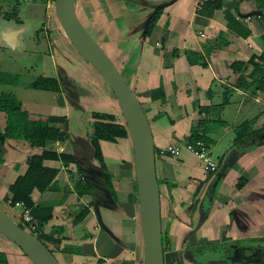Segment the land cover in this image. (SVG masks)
Masks as SVG:
<instances>
[{"label":"crops","instance_id":"1","mask_svg":"<svg viewBox=\"0 0 264 264\" xmlns=\"http://www.w3.org/2000/svg\"><path fill=\"white\" fill-rule=\"evenodd\" d=\"M203 1H75L78 17L84 22V19H86V29L102 47L106 48L105 50L110 55L109 57L111 59L113 58L112 61L115 63L122 77L138 98L140 97L143 100L142 106L151 124L155 148L158 149L171 143V141H175L183 136L185 137L186 134L189 135L191 129L196 127L199 121L202 120L199 115H203L202 118L209 121L206 124V136L211 139L213 137L212 133L215 130H218L222 136L227 135L237 126L236 122L238 120H240L238 124L244 121L242 117H245V120L250 119L257 114L258 109L264 108V102L259 95L253 96L252 94L246 93L237 88L236 85L237 79L242 74H246L252 70V65L249 64L247 67H242L236 71L231 67V64L236 61L247 62L252 55L255 56L254 62L262 65L259 61L260 59H264L261 58L264 57V6H261L257 0H223V8L214 11L210 17L199 14V9ZM166 5L168 6L165 7ZM158 6L161 8L165 7V9L160 13L150 35L147 37L141 36L143 22L151 13L153 15L155 7ZM225 9L229 10L240 23L249 29V36L244 38L228 30ZM38 10H41L39 6L35 11ZM241 13L244 16L238 19L237 15ZM255 13H259L260 16H257ZM247 15L251 16L244 18ZM33 30L32 27L15 28L7 26L3 28L1 26L0 52L3 54L7 49H10V51L21 49L23 53L27 52L29 57H40L41 70L37 77L52 76L49 73L53 71V76L57 78L60 85L61 81L58 70L62 69V75L66 76L72 84H77L76 82H82L84 84L87 82L86 79H90L95 83V87H104L103 83H101L102 78L98 73L71 47V49H68V55L71 60H68L62 55L64 49L67 48L66 46L63 45L60 50L58 45L54 47L53 40H50L51 37L46 32L40 31L39 33H34ZM199 32L202 36H199ZM60 37V41L65 39L63 36ZM40 45L42 46L41 48L39 47ZM194 52L201 56V63L193 59ZM26 62L28 63L21 62L24 63L22 72H29L35 65V63ZM19 67L14 68L13 63L6 62L0 65V72L17 74ZM49 68H51L50 71ZM78 69L81 72H85L84 77L81 79L78 77L80 75ZM34 80H30L25 85L20 84L18 82L19 79L16 84H0L3 89L0 92V96L3 94H12L20 103L21 110L25 111L30 119H41L45 122L47 117H65L68 121L69 137L65 142L57 141L47 143L45 148L34 147L31 145L29 139L20 137L21 134H18L19 129H16L13 133L14 137L7 138L4 143L0 144V200L4 199L8 193L9 186L14 182L16 177L25 173L27 169L26 159L30 155L40 153L43 149L54 151L58 154L62 152L72 155L75 158V163L68 166L61 160H45L44 165L57 169V174L47 190L40 192L35 189L31 193V198L35 206L51 208L52 217L43 224L44 232L51 234V237H49L53 240H61L60 243L47 241L46 246L55 256L58 255V258H56L60 264H114L120 255L121 251L119 250H123L124 247H121L118 240L115 241V239L101 228L94 205L90 204L92 200L95 203L103 195L94 194V196L96 195L95 198H97L94 200V196H79L76 190H74L77 178L84 175L82 169L85 171L97 169V165H100L95 155L92 159L87 157L79 144L83 141L91 144V138L93 136V118L91 117L92 114L89 115L91 105L82 104V99L85 100L88 98L89 100H93V97H91L92 94H97L96 96H98L100 92L95 87L91 89L86 87L87 89L84 88L83 92L82 88H79L80 90L78 88L77 90L75 89L78 96L75 95L77 97L76 103L78 107H74L68 103L66 92L63 88L56 93L50 92V99H44V97L48 98L49 91L32 89L30 85ZM154 89H159L161 93H164L165 101H162L161 98L156 100L151 99L150 93ZM31 90L33 91L34 99L30 100L33 103L29 106L27 105L25 96L22 97L21 95L26 94V92L31 93ZM104 93L106 103L111 104L112 107V104L115 102L112 94L106 90ZM235 104L236 107H234ZM214 107H224L223 112H225L226 118L230 108L233 113L230 117L231 123L224 122L222 124L223 121L220 117L218 118L217 115H212L213 110L216 109ZM113 108H115L114 104ZM157 114H160V116L155 118ZM7 121V113L0 110V132L5 130ZM54 126L60 127V124H55ZM222 126L224 127L223 131L220 130ZM125 141L127 143L126 153L122 152L120 156L121 160L118 159L119 155L113 158L114 156H111L113 153H110L111 155L108 157L106 149L119 151L116 146L119 142L125 145ZM99 144L107 170L112 177L111 182L113 190L116 192H114V195L116 196L115 201L117 203V209L115 210L100 207L101 217L104 224L113 234L114 231L123 234L126 233L125 224H128L129 221L130 229L132 225H135V222L131 218H136V202L131 200V196L135 195L133 193V168L131 165L132 162H130L131 145L128 138H118L116 142L100 141ZM236 146H233V149ZM230 150L232 149H228V153ZM231 152L234 153L235 151L232 150ZM182 155L181 158L178 157L179 159L169 157L159 158L158 156L156 158L158 178H166H160L159 171L172 175V179L178 178V171L174 172L175 170L171 160L182 161L184 168L188 169H191L193 166L191 165L192 162H190L193 158L198 160L195 156L188 153H183ZM76 159L79 161L83 160L85 164L78 166ZM108 159H112L114 161L113 164L107 161ZM246 166L248 165L245 163L243 168ZM238 168L242 169V167ZM232 169H229L226 174L229 172L235 173L243 171V169L237 171ZM131 174L132 176H130ZM221 182L218 191L224 193L227 190L222 188L223 183L232 184L226 178H222ZM123 185L126 186V195L118 198V194H121ZM95 188L98 190L97 187ZM230 191L229 198H223L226 199L223 201V205L222 203H215V200L220 198L218 192L217 198H215L212 205L208 208V216L205 220L208 221L207 228L201 227L199 232L194 231L189 235L188 233L193 229V226L188 227L189 229L191 228L188 232L187 230L181 231L180 238H183L186 234V241L185 243L183 241L180 242L176 249L177 252L180 253L184 245L190 247L198 246L201 242L204 243L203 237H207L210 241H213L212 239L219 240L223 228L226 229L225 235H229L233 239L237 237L236 233L242 235L241 221H246L245 219L248 217L246 212L248 211H254V218L251 221H258V212H255L252 204L255 206L257 205L254 203L255 201L264 199L262 197L260 200L258 198L254 199L250 191L244 192L240 190L243 194L237 199V203H234V196L238 190L232 187ZM203 193H206V188ZM163 195L161 196L160 194L162 222ZM227 195H229V192ZM248 195L250 198L247 197ZM125 198L126 201L124 202L123 200ZM168 199L169 205L174 209L175 214L178 215V210L185 202L190 201L192 197L185 199L183 196H179L177 199L175 194L172 196V202L170 198ZM229 204H232V208H237L234 214H232V208L230 212L220 211L222 206L226 209ZM84 209L88 212L83 220L75 223V218ZM107 218H110V220L107 221ZM191 220L188 218L186 221L190 222ZM177 221L180 220L178 219ZM213 221H226L220 225L218 236L216 237H212L210 233L211 225L215 223ZM232 221H235L239 228L237 225H232ZM35 224L38 227L36 222ZM38 232L40 233V231ZM64 246L72 248L80 247L81 252L78 255L63 253L61 249ZM9 248L13 250L11 247ZM137 248L138 240L133 251L134 257L127 253L126 255L124 254L125 260H137ZM13 252L9 251L8 258L13 260L14 264L15 262L31 264L22 255L20 257L15 250ZM170 252L174 251L170 250ZM129 253L132 252L129 251ZM191 261L186 264H201L199 262L195 263L196 261L193 262L194 260ZM134 264L139 263L134 261Z\"/></svg>","mask_w":264,"mask_h":264},{"label":"rangeland","instance_id":"2","mask_svg":"<svg viewBox=\"0 0 264 264\" xmlns=\"http://www.w3.org/2000/svg\"><path fill=\"white\" fill-rule=\"evenodd\" d=\"M52 2H53L52 0H47L46 3L41 2V0H0V27L1 26L3 28H5L7 26L8 27H15V28L32 27V29H34L33 30L34 33H37V32L39 33L40 31H44L47 33V35L49 37H51L50 40L51 41L53 40L54 47H56L58 45L60 47V50H61V47L63 45L67 47L66 49H64V52L62 55L66 59L71 60L69 55H68V52H69L68 49H71L70 48L71 46H69L68 41L66 39H62L61 41L59 40L60 35L58 33L59 30H58L57 25L55 23V17H54L53 9H52L53 8ZM104 4H105V2H104ZM38 6L40 7L41 10L35 11V9ZM167 6L168 5H166L165 7H167ZM165 7L162 8L161 13L165 9ZM243 16L244 15H242V13L237 15L238 19L243 18ZM246 17L247 16H245L244 18H246ZM248 17H250V16H248ZM84 20L86 22V19H84ZM85 22L82 20V23L87 28V25L85 24ZM32 35H33V32H32ZM60 39H61V37H60ZM59 41H60V43L61 42L62 43L60 44ZM39 47L41 48L42 46L40 45ZM103 48H104V50L106 49L105 47H103ZM39 53H41V52H39ZM107 54H108V52H107ZM14 60L17 62H15ZM22 61H24L25 64L28 63L26 61H29L31 63H35V65L29 72L28 71L22 72L23 64H24V63H21ZM48 61L51 64V61L49 58H48ZM6 62L13 63L14 68L19 67V64L21 65L17 71V74H14V75H18V77H19L18 82L20 84H24V85L26 83H28L30 80L36 79L37 75L40 73V70H41V58L38 56L29 57L27 52L23 53V51L21 49H17L15 51H10V49H7L5 52H3V54L0 52V65L4 64ZM259 62H261L262 66L264 67V59H260ZM50 70H51V68H49V71ZM60 70L62 71V69H60ZM78 71L80 73V75L78 77L81 79L82 77H84L85 72H81L80 69H78ZM21 72H22V74H21ZM49 74H52V76H53L54 72L52 71V73H49ZM1 75H4V74H0V76ZM123 76H125V75L123 74ZM63 77H64V75H63ZM86 81L87 82L84 84L82 82H76L77 84H73V85H75L76 90H77V88H78V90H80L79 88H82V92H83L84 88L87 89L86 87H88V89H91V88H94L96 86L95 83L92 82V80L86 79ZM101 81H102L101 83H103V85H104L103 88H105V89H103L100 86L95 87V89L97 91H99L100 94L98 96H96L97 94L96 95L92 94L91 97H93V100L92 99L89 100L88 98H86L85 100L82 99V101H83L82 104H87L88 106L91 105V110L89 109L90 110L89 115L92 114L94 110H96L94 112L99 111L101 113H106V114L114 113L116 118L120 122H124L121 111L117 107L118 106L117 102H114L115 99L113 98L114 99L113 104H114L115 108H113V104L111 107V104L106 103L104 92L106 90V91H108V93H110V91H109V87H108L107 83L103 79ZM100 85H102V84H100ZM77 86H80V87H77ZM1 87L2 86H0V92L3 90ZM32 89H34V88H32ZM32 93H33V91L31 90V93L26 92V94L21 95L22 97L25 96V98L27 99L26 100L27 105H29V106H31V104L33 103V101H30V100L34 99V95ZM48 93H49L48 98L44 97V99H50L51 93L50 92H48ZM103 93H104V95H103ZM44 95H46V94H44ZM86 100H88V101H86ZM140 100H141V98H140ZM141 101H143V100H141ZM87 102H90V103H87ZM234 107H236V104L234 105ZM214 108H216V109L213 110L212 115H217L218 118L220 117L223 121L222 124H224V122L231 123L230 117L232 116L233 113H232V110H230V108H229V112L227 113V118L225 116V112H223L224 107L223 108L222 107H214ZM261 110H263V109H258V112L256 115H258ZM199 117L201 119H203L202 118L203 115H199ZM242 118H244L243 120H245V117H242ZM239 122H240V120H238L236 122V125H238ZM263 125H264V115H261L258 117L257 121L254 124H252V126L250 127L249 131L252 134L249 137V139H247V137L245 136V137L239 139V141H237V142H235V139L237 137L236 136V133H237L236 128H233L231 133H229L227 135H223V136L221 133H219L218 130H215L212 133L213 137L211 138V140L214 142L213 143L214 147L212 144H209L208 146L211 148V150L213 149L212 158L217 162V167H218L217 172L219 171V169L221 167L219 163L223 162L224 160H225L224 163H226V160L230 158L232 150H234L235 152L232 153L234 155V158H233V161L231 162V166L229 169L233 168L232 170H234V171L243 169L242 172L241 171H238L235 173L229 172L228 174L224 175L223 179L226 178V180L231 182L230 184H232V185L223 183L222 188L224 190H227L224 193L218 191L220 188L218 186L219 188L217 189L215 198H217L218 192H219V196L221 199L229 198L230 193H231L230 189L232 187H235V189L238 191L236 192V194L234 196V203H237V199L240 198L241 197L240 195L243 194V192H241L240 190H243L244 192L250 191L251 194L253 195L254 199L258 198V200H260L261 197L264 199V192H262V191H264V140H262V142H260L259 140H261V136L263 134L259 135L258 132H254V130L255 131L256 130L259 131V129H260V131L264 130ZM220 130L223 131L224 127L223 126L220 127ZM186 135H188V134H186ZM244 141H246V142H244ZM125 143H126V141H125ZM171 143H173V141H171ZM169 144L165 145L164 147H167ZM126 145H127V143L125 145H123V144H121V142H119L118 145L116 146L119 151H117V150L112 151V150L106 149V154L108 155V157H110V155H111L110 153H113V155H111V156H114L113 158H115L119 155L118 159L121 160L120 156L122 155V152L126 153V151H125ZM233 146H236V147L233 149ZM230 148L232 149V150H230L231 153L230 152L228 153V149H230ZM252 149H254V150L250 151ZM182 156H180V158ZM163 157H165V156H161V158H163ZM173 159H177V158H173ZM197 159L198 160L193 158L190 161V162H192L191 165H193L191 167V169L184 168V166H183L184 163H182V161H180V160H171L172 161L171 163L174 166V170H175L174 172L178 171V178H176V179H172L171 178L172 175L168 174L167 172L162 173L161 171H159V177L160 178L168 177L170 179L169 182L173 181L172 184H174V186L170 189L169 195H167V193H164L163 205H162V208H163V211H162V214H163L162 233L164 235L165 232H167V234L170 238V243L172 245L171 250L174 252H177L176 249L179 246L181 241H183L184 243L186 241L185 240L186 234L184 235L183 238H180L181 231L187 230V232H188L191 229V228L189 229L188 227L193 226L192 227L193 229L191 230L193 233L194 231L199 232L201 227L202 228L208 227L207 226L208 221H203V222H201L200 225H198L199 224L198 221H200L202 211L205 210L204 209L205 207H208V201L207 200L205 201V199L203 200V198L205 197V194H206V193L204 194L203 192H204V189L206 188L207 184H205L203 187H201L200 191L197 193H196V188H197L196 186H197L198 182H201L202 180H204L207 177L209 172L207 171L206 166L199 160V158H197ZM107 161H109L111 164H113V162H114L112 159H108ZM243 161H244V163H243ZM130 162H132V152L130 155ZM245 163L248 166L243 168L245 166ZM82 164H85V162L83 160H80L78 163V166H80V165L83 166ZM99 167H100V165H97V168H99ZM238 167H242V169H239ZM229 169H228V171H229ZM216 173H213V177L215 176ZM130 176H132V174ZM242 177L244 178V184L242 185L243 187L241 186L240 189H237L236 186L239 183V179ZM80 179H86V177L84 175L80 176L77 178L76 182H79ZM181 180H184V181H181ZM86 181L90 185H93L91 182H89V180H86ZM95 182L97 185H99L100 181L98 178H95ZM80 183H83V182L80 181ZM133 185H134V187H133L134 192L133 193H136L134 180H133ZM111 190H112V188H111ZM121 190H122L121 194L120 195L118 194V198H121L122 196L126 195L127 191H126L125 185H123ZM163 190L165 192V189H163ZM90 191L95 193L96 195L102 194V192L99 189L97 190L96 188L95 189L90 188ZM112 192L114 193L115 191L112 190ZM228 192H229V195L226 196V194ZM180 193H182V194H180ZM175 194L177 196V199L179 196H183V198H185V199H187L188 197H192V199L190 201L185 202L183 204V206L178 210V212H179L178 215L175 214L176 212H174V209L169 205V199H168L169 196L172 197ZM258 196H260V197H258ZM247 197L250 198L249 195ZM115 198H116V196H115ZM131 198L134 199V195H132ZM215 198H213V201L215 200ZM220 198H217L215 200V203L218 202L220 204L222 203V205H223L224 204L223 201H225L226 199L221 200ZM220 200H221V202H220ZM2 201H4V199L0 200V204H3ZM123 201L125 202L126 198ZM254 203L257 204L255 206L252 204V206L255 208V212H258V221H255V220L251 221L254 218V211L246 212V215L248 216L245 219L246 221H241L243 233H241L242 235L236 233L237 237H235V241L239 240L240 237H241V239L237 242L230 240L233 238L230 237L229 235H225L226 229L223 228V232H221V234L219 236V240L215 241V242H217V244H213V245L208 246L207 247L208 249L204 250L203 254L207 255L208 257H212V256L214 257V255H215L216 256L215 258L219 259V258L225 257L226 256L225 254L228 252L231 254V257H232L235 253L234 246L249 245L252 247H258V248L264 249V242L258 241L259 238L264 237V200L255 201ZM93 205L95 206V203ZM231 205L232 204H229L226 209H224V206H222L220 211L230 212V209L233 207ZM5 208L7 209V211L12 216V212L6 206H5ZM231 211H232V214H234L235 211H237V208L234 207L231 209ZM136 212H137V208H136ZM124 216H122V217L125 218ZM118 218H121V217H118ZM126 218H128V217L126 216ZM175 218H176V221H175ZM188 218H190L192 220L190 222L186 221ZM131 219L135 222V225L134 226L132 225V227L129 229V221H128V224L127 223L125 224V232L126 233H123V234L122 233H116L113 230L114 234L116 235V237H118V240L121 242L120 243L118 241L121 244V247L122 246L124 248L126 247L129 251L132 252V253H129V251L127 249H124V248H123V250L122 249L119 250V251H121L120 255L117 257V260H115L116 263H114V264H121L122 259L124 258V256L127 253L132 255V257H134L133 251H134L136 243H137V237H138L137 233H139V230H138L137 218H134V219L131 218ZM131 219H129V220L131 221ZM178 219L180 221H177ZM184 219H186V220L183 221ZM109 220H110V218H107V221H109ZM213 222H215V223L211 225L210 233H211L212 237H216V236H218V230L220 229V225L226 221H213ZM18 223L20 225H22L20 222H18ZM233 224L234 223L232 222V225ZM237 226H238V224H237ZM238 228H239V226H238ZM173 234H175L176 236ZM203 238H204L205 242L210 241L207 239V237H203ZM210 239H212V238H210ZM212 240H214V239H212ZM225 241H227L228 243H226ZM210 242H214V241H210ZM186 246H188V245H186ZM9 247H11V249L15 250L20 257H22L21 255H24L22 253V251L15 244L11 243L10 241H8L7 239L3 238L0 235V249L5 251L6 254H9V251L13 252V250H10ZM180 252H182L183 254L176 253V256L178 258L177 263L178 264H186L188 259L186 258V256H184L185 252L182 250ZM172 256H174V255L165 253V255H164L165 264H174L173 263L174 261L171 259ZM23 258L25 260H27V258L25 256H23ZM223 259L225 260L224 262H230V259H228V258H223ZM11 262L14 263L13 260H11ZM210 263H212V262H210ZM15 264H20V263L15 262ZM213 264H218V263L215 262Z\"/></svg>","mask_w":264,"mask_h":264},{"label":"trees","instance_id":"3","mask_svg":"<svg viewBox=\"0 0 264 264\" xmlns=\"http://www.w3.org/2000/svg\"><path fill=\"white\" fill-rule=\"evenodd\" d=\"M47 0H41V2L46 3ZM53 1V0H52ZM261 6H264V0H257ZM223 8V0H204L202 2V5L199 9V14H203L206 16H212L213 12L216 10H220ZM162 8L160 6L155 7L153 11V15L151 16V19L149 21V24L145 30L144 37H147L150 35V32L152 31L153 27L155 26ZM225 18L227 20V28L233 33H236L238 35H241L242 37H247L250 35L249 29H247L240 21H238L234 15H232L229 10L225 9ZM264 58V57H261ZM193 59L195 61L201 63V56L194 52ZM255 56L252 55V57L247 62H241L236 61L231 64V67L233 70L241 69L242 67H247L249 64L252 65V70L246 74H242L236 81L237 88L243 90L246 93L252 94L253 96L259 95L262 98V101L264 102V67L260 63L254 62ZM203 64V63H202ZM238 67V68H237ZM4 74L0 76V84H16L18 80V75H14L11 73H1ZM34 89H41V90H47L52 93H56L61 91V88H63L56 77L54 76H39L37 77L32 84L30 85ZM110 93L112 94L113 98L115 99L111 89L109 88ZM66 92V91H65ZM151 99L156 100L158 98H161L162 101H165L164 99V93H161L159 89H154L150 93ZM138 97V96H137ZM140 100V99H139ZM116 102V99H115ZM141 104L142 101L140 100ZM118 105V104H117ZM119 107V106H118ZM0 110L4 111L8 115V121L6 128L3 132H0V144L4 143L7 138L14 137L13 133L16 129L18 130V134H21L20 137L27 138L30 140V143L34 147H41L45 148L47 143L50 142H65L67 141L69 134H68V121L65 117L57 118V117H47L46 121H42L41 119H30L29 115L21 110L20 103L14 98L12 94H3L0 96ZM264 115V108L259 112L258 115L253 116L250 119H246L242 121L240 124H238L236 128V139L235 142L239 141V139L243 137H249L251 136V132L249 131L252 124H254L258 117ZM160 114H157L155 118H158ZM91 117L93 118L92 123V130H93V137L91 138V145L94 148V155L95 158L98 160L100 164V169L102 170V182L106 188H108L111 192V195L114 199V193L112 192V182H111V176L107 170L106 164L103 159L102 150L100 148V141H107V142H116L118 138H128L126 126L124 122L118 121L116 116L114 114H106L101 112H93ZM13 121V122H12ZM207 119H202L199 121V124L196 125V127L192 128L189 135H186V139H188L190 142H196L197 140H202L207 145L213 144V141L206 136L207 130H206V124ZM55 124H60V127L54 126ZM264 129V125H263ZM254 132H258L260 134H264V130L259 129L254 130ZM262 142V139L259 140ZM246 142V141H244ZM158 148H156L157 153ZM165 157L172 158V156L167 155ZM163 157V158H165ZM158 158V155H157ZM161 158V157H159ZM61 160L66 166L70 164L75 163V158L66 153H56L54 151H50L47 149H43L40 153L32 154L26 159L27 169L24 174L19 175L16 177L14 182L9 186L8 193L5 195L4 200L11 199L12 201H23L27 206L32 207L31 214L35 219V222L38 224V229L40 233L37 235L39 240H41L45 245H47V241H53L60 243L61 240H53L50 238L51 234H46L43 229V224L49 221L52 217L51 214V208L49 207H40L35 206L33 203V200L31 198V193L33 190L37 189L40 192H43L47 190L51 183L53 182V179L55 178L57 174V169L47 167L44 165L45 160ZM133 166V162L131 164ZM133 168V167H132ZM213 173L209 172L207 177L198 183L196 186V193L200 191V188L203 187L205 184H210L213 181ZM169 178H158V183L160 187V194H164L167 192V195L170 193V189L174 186L172 182H169ZM83 182V183H80ZM218 183L215 194L213 195V198L216 196V192L218 189L219 184ZM244 184V178L239 179V183L236 186L237 189H240L241 186ZM82 185V186H81ZM207 187V186H206ZM243 187V186H242ZM90 188L94 189L92 185L87 183L86 179H80L79 182H76L74 185V190H76L77 194L79 196L84 195H91L94 196L95 193L90 191ZM112 188V190H111ZM165 189V192L164 190ZM136 190V185H135ZM210 188L208 187L206 191L205 201H208V207H205V210H208V208L212 205L213 199L209 200L207 194L209 193ZM96 196V195H95ZM94 196V198H95ZM170 201L172 202V197L169 196ZM95 198L94 200H96ZM136 193L134 195V199L131 198V200L137 202ZM91 205L94 204V201L92 200ZM88 211L83 210L74 220V222L78 223L83 220L84 216L86 215ZM189 213V212H188ZM137 217V212H136ZM138 221V220H137ZM138 248H137V260L134 259L133 261H127L125 258L122 259L121 264H134V261H137L139 264H143L142 261V242H141V233L139 229V223H138ZM50 236V237H49ZM118 238V237H117ZM118 240V239H117ZM45 241V242H44ZM119 241V240H118ZM239 240H236L237 242ZM259 242H264V237H261L258 239ZM120 242V241H119ZM215 242V241H214ZM206 242L204 245L202 242L198 246H188V249L185 250L186 254L187 252H191V255H188L189 257L192 256V259L189 257H186L188 260L187 262H192L191 260H194L195 263H201V264H207L211 257H208L207 255L203 254V251L208 249L207 247L213 244H217V242ZM121 243V242H120ZM163 246H164V252L166 254H173L172 260L174 261V264L177 263V256L176 253L179 252H170L172 249V245L170 243V238L165 232L163 235ZM183 246V245H182ZM126 248V247H125ZM182 251H184V247L181 248ZM194 250H199L200 253H195ZM235 253L231 257L230 262L227 263H234V264H264V262H260L259 260L264 257V249L258 248V247H252L249 245H240V246H234ZM51 251V250H50ZM63 253H72V254H80L81 250L80 247H69L64 246V248L61 249ZM52 252V251H51ZM245 252H252L256 253L253 256H256L257 258L252 259H246L244 257ZM53 253V252H52ZM54 254V253H53ZM180 254H183L180 252ZM239 254V255H238ZM238 255V256H237ZM25 256V255H22ZM26 257V256H25ZM27 258V257H26ZM234 258V260H233ZM29 261V259L27 258ZM29 263H31L29 261ZM0 264H14L11 262L10 258H8V254H6L5 251L0 249Z\"/></svg>","mask_w":264,"mask_h":264},{"label":"water","instance_id":"4","mask_svg":"<svg viewBox=\"0 0 264 264\" xmlns=\"http://www.w3.org/2000/svg\"><path fill=\"white\" fill-rule=\"evenodd\" d=\"M75 1L53 0L52 9L55 23L59 30L58 33L68 41L71 48L107 83L116 99L131 145L133 176L137 197L136 218L141 233L142 261L143 264H165L161 196L156 169V148L150 121L139 98L122 77L112 59L81 22L76 13ZM255 14L260 16L259 13ZM151 16L152 13L143 22L141 36H144ZM62 74V71L59 69L58 75L61 86L66 91L67 101L71 106L78 107L76 103L77 92L70 80L66 76L63 77ZM261 139L264 140V134L261 136ZM79 144L87 157L92 159L94 157L92 145L89 142L87 144L85 141ZM233 158L234 155L231 153L226 163H224L225 160L219 163L221 167L208 186L210 188L207 194L209 200L213 199L217 185L230 168ZM76 161L78 164L79 160L76 159ZM82 171L86 180H89L93 184V187H97L102 192V198L97 199L94 206L97 219L101 228L117 241L118 238L104 224L100 213V207L110 210L117 209L115 199L112 197L110 190L102 182V170L99 167L86 171L82 169ZM95 178L99 179V185L96 184ZM205 219V211H202L198 225ZM191 233L192 231L189 234ZM0 235L15 244L29 259L31 264H60L56 256L36 235L26 227L20 226L10 217L2 204H0ZM254 254L256 253L245 252L244 257L246 259H250L251 257L252 259L253 257L257 258L253 256ZM259 261L264 262V257Z\"/></svg>","mask_w":264,"mask_h":264},{"label":"built area","instance_id":"5","mask_svg":"<svg viewBox=\"0 0 264 264\" xmlns=\"http://www.w3.org/2000/svg\"><path fill=\"white\" fill-rule=\"evenodd\" d=\"M183 153H188L199 158V160L206 166L208 172H217V162L212 158V150L202 140H197L193 143L183 136L173 141V143H170L167 147H161L158 149L156 155L159 157L170 155L178 158L182 156ZM5 205L12 212L14 218L24 227L32 233H39L38 227L31 214V208L23 201H12L9 199L5 202Z\"/></svg>","mask_w":264,"mask_h":264},{"label":"flooded vegetation","instance_id":"6","mask_svg":"<svg viewBox=\"0 0 264 264\" xmlns=\"http://www.w3.org/2000/svg\"><path fill=\"white\" fill-rule=\"evenodd\" d=\"M72 84V83H71ZM73 85V84H72ZM74 86V85H73ZM69 87V86H68ZM74 88H75V86H74ZM76 89V88H75ZM208 186H209V184L207 185V187H206V191H207V189H208ZM198 223H199V221H198ZM186 245H184V252H185V250L186 249H188V246H186ZM194 252L195 253H192V254H196V253H200L199 252V250H194ZM188 254H186V252L184 253V256H186V257H189L188 255H191L190 253V251L189 252H187ZM226 256L225 257H222V258H219V259H217V258H214L212 261H213V263H215V262H217L218 264H222V263H224V259L223 258H228V259H231V254L228 252V253H226L225 254ZM216 257V256H215ZM189 258H192V256H190Z\"/></svg>","mask_w":264,"mask_h":264},{"label":"clouds","instance_id":"7","mask_svg":"<svg viewBox=\"0 0 264 264\" xmlns=\"http://www.w3.org/2000/svg\"><path fill=\"white\" fill-rule=\"evenodd\" d=\"M198 34H199V36H202V35H200V34H201L200 32H199ZM156 158H157V155H156ZM215 173H216V172H215ZM203 200H204V199H203ZM2 202H3L2 205H4V207H5V206H6V205H5L6 200H4V201H2ZM30 208H31V210H32V207H30ZM5 209H6V208H5ZM6 210H7V209H6ZM204 211H205V215H206V219H207V216H208V215H207V214H208V213H207V210H204ZM7 212H8V211H7ZM8 213H9V212H8ZM9 215H10V217H11L15 222H17V220L14 218L13 214H12V216H11V214L9 213ZM33 219H34V217H33ZM206 219H205V220H206ZM205 220H204V221H205ZM232 222L234 223V225H237V224L235 223V221H232ZM17 223H18V222H17ZM18 224H19V223H18ZM19 225H20V224H19ZM20 226H23V225H20ZM38 231H39V229H38ZM30 232H31V231H30ZM33 234L37 236L39 233H37V234H36V233H33ZM225 239H226V238H225ZM230 240H232V239H230ZM213 241H216V240H213ZM233 241L235 242V239H233ZM208 242H210V241H208ZM225 242L228 243L227 241H225ZM205 243H206V242L204 241V243H202V244L204 245ZM214 258H215V255H214V257L212 256V257L210 258V260H209V262H208L207 264H213V261H212V260H213ZM210 262H212V263H210ZM224 263H227V262H224Z\"/></svg>","mask_w":264,"mask_h":264}]
</instances>
